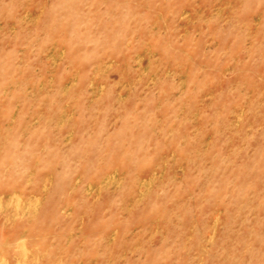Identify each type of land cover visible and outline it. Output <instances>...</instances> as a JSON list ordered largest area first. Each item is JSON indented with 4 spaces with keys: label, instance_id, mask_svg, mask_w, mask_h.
<instances>
[{
    "label": "rangeland",
    "instance_id": "374dc122",
    "mask_svg": "<svg viewBox=\"0 0 264 264\" xmlns=\"http://www.w3.org/2000/svg\"><path fill=\"white\" fill-rule=\"evenodd\" d=\"M0 264H264V0H0Z\"/></svg>",
    "mask_w": 264,
    "mask_h": 264
}]
</instances>
